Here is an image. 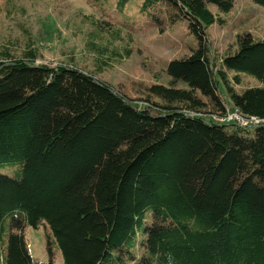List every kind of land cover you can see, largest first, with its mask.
I'll use <instances>...</instances> for the list:
<instances>
[{
	"label": "trees",
	"instance_id": "16d2710c",
	"mask_svg": "<svg viewBox=\"0 0 264 264\" xmlns=\"http://www.w3.org/2000/svg\"><path fill=\"white\" fill-rule=\"evenodd\" d=\"M85 1L101 16L132 3ZM234 4L143 0L138 15L185 21L197 42L149 88L159 113L98 78L129 51L90 42L92 72L37 64L32 42L19 58L0 52V264H32L23 231L41 225L64 264H264V122L202 116L264 121V39L240 34L211 56L207 32ZM243 77L261 86L237 91Z\"/></svg>",
	"mask_w": 264,
	"mask_h": 264
},
{
	"label": "rangeland",
	"instance_id": "374dc122",
	"mask_svg": "<svg viewBox=\"0 0 264 264\" xmlns=\"http://www.w3.org/2000/svg\"><path fill=\"white\" fill-rule=\"evenodd\" d=\"M131 2L124 16L116 13L113 7L101 16L85 0H0V52L10 51L19 58L32 42V49L38 55L37 64L55 66L71 61L77 68L92 72L96 68V59L89 50L90 42L120 56L129 51L130 57L104 68L98 78L133 99L138 107H148L159 113L162 109L154 103L161 102L149 94V88L154 84L165 85L167 65L188 56L197 47V42L188 32L187 22L174 25L164 22L158 27L138 15L143 0ZM209 9L218 14L215 6L209 5ZM223 18L226 24H215L207 32L213 61L233 48L240 34L250 33L254 40L264 39L263 6L250 0H235L233 10ZM243 78L244 84L237 87V91L261 86L253 79ZM177 87L187 89L182 84ZM206 115L214 122L223 123L215 113L202 116ZM5 170L0 169V172ZM23 234L32 264H64L56 247L50 258L46 226L41 225L39 229L26 226Z\"/></svg>",
	"mask_w": 264,
	"mask_h": 264
},
{
	"label": "built area",
	"instance_id": "2783aa9c",
	"mask_svg": "<svg viewBox=\"0 0 264 264\" xmlns=\"http://www.w3.org/2000/svg\"><path fill=\"white\" fill-rule=\"evenodd\" d=\"M220 122L235 123L241 127H252L262 124L264 121L257 117H245L241 115L237 110H229L224 117H219Z\"/></svg>",
	"mask_w": 264,
	"mask_h": 264
}]
</instances>
